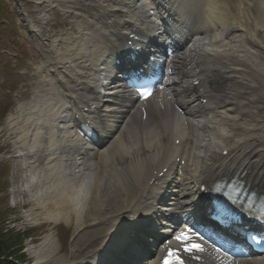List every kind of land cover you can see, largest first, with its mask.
I'll list each match as a JSON object with an SVG mask.
<instances>
[{"label":"bare ground","instance_id":"bare-ground-1","mask_svg":"<svg viewBox=\"0 0 264 264\" xmlns=\"http://www.w3.org/2000/svg\"><path fill=\"white\" fill-rule=\"evenodd\" d=\"M136 1L139 3L136 7L137 11L143 14L141 31L152 34L159 30L153 26L151 20L153 15L150 11L154 10L152 1ZM38 2L46 6L56 5L64 12H67V9L65 5L61 8L63 3L74 4L73 0H38ZM81 2L80 6L89 11L87 3H84V0ZM190 2L197 4L200 12L205 11L210 15L212 19L210 29H215L218 25H222L228 17L238 14L234 6L236 0L182 1L184 7H188L186 3ZM240 12L254 19L264 20V0H257L252 9L245 6ZM74 18L75 33H70V29L61 31L60 40L63 44L50 49V52H53V57L50 59H56L57 62L63 64L59 68L60 73L64 78L68 77L72 81H66L67 88L85 91L69 90V96H67L65 86L58 85L57 76L48 74L47 79H41V84L34 88L33 97L29 100L28 106L19 108L18 117L15 120L9 118L7 125L16 133L13 139L18 152L16 158L26 168L22 181L33 202L32 219H35L37 213L40 212L49 221L57 223L61 220L65 225L71 223L74 229H77L82 225L80 220L92 209L86 205L84 197L91 195L93 206H95L98 196L108 193L111 198L108 207L115 212L119 211L120 205L117 195L112 192L113 186L120 182L121 178L131 180L122 188L126 190V194L129 193V186L139 181V171L142 172L143 167H146V164L155 157L170 150L179 151L180 156L185 159L182 167L183 173L179 179L182 182L181 187L187 190L186 173L189 172L187 169L189 166L186 161L193 159L194 164H197L198 157L203 151L202 146H214L219 137L213 133L217 118L215 121L213 119L210 131V128H207L210 127L207 124L208 115L204 114L200 105L196 103L194 95L188 94L189 80L192 78L189 67L193 61L192 55L188 57L189 54H186L178 57L181 59L178 64L173 65L172 70L178 69L182 77L178 80L168 79L163 99L146 109L147 111L150 107L156 106L165 107L164 110L154 109L144 118L142 117L144 110H142L132 118H127L128 113L125 109L132 108L134 99L129 94L120 95L122 87L119 85V80L111 74L107 75V68L103 61L106 55L105 48L108 45L114 47L113 36L106 32L105 23L101 18L90 20L88 16L76 13H74ZM232 26L238 28L236 34L241 37L250 34L244 29L243 24L236 23ZM236 34L230 37L229 41L238 45ZM237 47L241 50L237 48L232 50L231 63L234 66H242L248 61L250 62V75L256 74L259 68L255 62L259 66H264L261 54L256 49L248 50L246 44ZM216 54L220 56V53ZM215 67L221 70L222 74L227 75L219 64L216 63ZM43 68L44 65L41 67L37 65L36 70L41 72ZM235 70H231V73L240 74ZM227 84L229 94L235 93L240 99H243L245 95L249 104H254L253 97L264 92V79L262 89L249 93L247 90L250 89V85L245 83L241 76L229 78ZM55 87L57 91H54ZM180 102L186 110L177 112L174 105L178 106ZM84 103L90 109L89 115H93L104 133L108 135L107 138L111 137L104 149H85L71 133L73 126L69 122L68 111L79 110ZM251 108L253 109L254 106L252 105ZM140 117L144 121H141ZM159 129L164 133L162 138L158 135ZM123 133L124 136H122ZM253 133L250 132V134ZM176 137H180L182 143L175 149L173 140ZM236 139V144L239 146L246 141L243 135L237 136ZM256 141V148L260 147L264 150V134L251 140L252 143ZM184 142H189L185 152L182 149L179 150L185 147ZM249 146L251 145L247 144L245 147ZM83 150L87 153V158L82 153ZM126 166L128 174L134 176L133 178L123 174L121 167ZM79 181L86 187L80 190L76 202L74 192H77L79 188H75L74 182L79 183ZM189 202L187 198L180 200L175 207L184 206L186 207L184 211L188 212L190 208H187L189 207L187 203ZM77 212L80 214L79 218L74 217ZM169 212L172 211L169 210ZM27 249L29 253L34 254L37 264H47L48 261H50L49 264H66L67 262L66 256L55 255L59 251V244L51 232L46 233L41 242ZM217 264L230 263L220 259L217 260ZM235 264H264V255L253 257L251 261Z\"/></svg>","mask_w":264,"mask_h":264},{"label":"rangeland","instance_id":"rangeland-1","mask_svg":"<svg viewBox=\"0 0 264 264\" xmlns=\"http://www.w3.org/2000/svg\"><path fill=\"white\" fill-rule=\"evenodd\" d=\"M31 11V9H30V5H28L27 7H26V12H30ZM34 14V13H33ZM37 15V14H36ZM13 18L14 19H18V17L16 16V17H14L13 16ZM32 19L34 20V19H36V17H35V15L32 17ZM40 25H41V23H39ZM22 49L24 50V51H27L28 50V42L26 41V46H24V47H22ZM14 77H12L10 74H8V73H5V71H4V68L2 67V66H0V86L2 87V88H6V87H8V83H12L13 84V86H14V84L17 82V81H19V83H21V82H23L22 84H24V86L26 87V89H27V93L26 94H24V89L23 90H20V92L21 93H23L22 94V97H20L19 99H17L16 101L14 100V102H24L25 100H27V98L29 97V95H30V92H31V90H32V88H33V84L35 83V81L38 79V77H36V76H31V77H27V78H24V79H17V80H15V81H12V80H14L13 79ZM14 88V87H13ZM0 99L1 100H5L4 99V96H2V95H0ZM13 113H15V111H13ZM8 116V115H7ZM5 119H6V117H4ZM1 122V124H2V122H4V120H2V121H0ZM8 135H9V132L6 130V127L5 126H3V125H0V143H5V141H7L6 140V138L8 137ZM12 153H13V151H12ZM2 155V156H1ZM7 155H12V154H2V153H0V156L1 157H5V156H7ZM16 174V175H18L19 173H22V171H21V169L19 168V166H17L15 169H14V172H13V174ZM12 183H11V185H12V187L10 188V190L11 189H15V187H17V184H18V180L15 178V180H12L11 181ZM13 195H16L14 192H13ZM19 195H21L20 197H19V199L21 198L22 200H24V198L22 197V195L23 194H19ZM12 205V204H11ZM8 208H9V204H8V206H7ZM59 229V231H62V227H59L58 228Z\"/></svg>","mask_w":264,"mask_h":264},{"label":"snow or ice","instance_id":"snow-or-ice-1","mask_svg":"<svg viewBox=\"0 0 264 264\" xmlns=\"http://www.w3.org/2000/svg\"><path fill=\"white\" fill-rule=\"evenodd\" d=\"M150 94V89H145L142 92L144 98H147ZM192 235H195V233L192 232L191 228H185L177 233L174 239L179 243L180 248L176 250L169 249L164 257L163 264H184V261L179 254L181 250L185 253H191L193 250L202 251L199 244L192 243Z\"/></svg>","mask_w":264,"mask_h":264},{"label":"trees","instance_id":"trees-1","mask_svg":"<svg viewBox=\"0 0 264 264\" xmlns=\"http://www.w3.org/2000/svg\"><path fill=\"white\" fill-rule=\"evenodd\" d=\"M4 254H5V247H3V246L0 245V256H2ZM0 264H5V263L0 260Z\"/></svg>","mask_w":264,"mask_h":264}]
</instances>
